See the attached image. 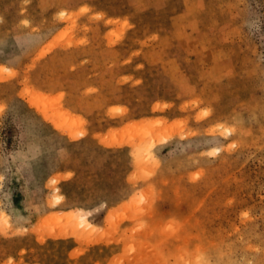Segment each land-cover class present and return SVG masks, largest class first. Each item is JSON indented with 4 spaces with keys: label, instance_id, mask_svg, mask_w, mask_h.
Returning <instances> with one entry per match:
<instances>
[{
    "label": "rangeland",
    "instance_id": "1",
    "mask_svg": "<svg viewBox=\"0 0 264 264\" xmlns=\"http://www.w3.org/2000/svg\"><path fill=\"white\" fill-rule=\"evenodd\" d=\"M0 67V264H264V0H0Z\"/></svg>",
    "mask_w": 264,
    "mask_h": 264
},
{
    "label": "bare ground",
    "instance_id": "2",
    "mask_svg": "<svg viewBox=\"0 0 264 264\" xmlns=\"http://www.w3.org/2000/svg\"><path fill=\"white\" fill-rule=\"evenodd\" d=\"M2 69H4V70H7L8 68H5V67H0V70H2ZM10 76H12V75H9V77ZM8 79V78H7ZM5 79H2V77H0V81H4ZM37 92H31V91H28V92H26V93H23V97H25L24 95H29L30 96V99H27L28 100V102L31 104V105H35V104H40V101L41 100H43V98H44V95L42 96V95H40V93H38V94H36ZM41 103L43 104V102L41 101ZM46 106V105H45ZM43 109H45V107L43 108ZM41 111V110H40ZM110 114V113H109ZM59 118V117H58ZM57 118V119H58ZM61 118V117H60ZM49 120L50 121H52V119L51 118H49ZM57 128L62 132V133H66V132H64V130L62 129V126H61V124H57ZM81 136H83L81 133L80 134H71L70 135V139H72V140H76L78 137H81ZM116 140V139H115ZM163 141H166V138L165 139H163ZM105 142V141H104ZM159 142V141H158ZM107 143V142H106ZM156 143V142H155ZM104 144V143H103ZM125 144H128V143H126V142H124V141H117L116 140V142H111V143H109V144H104V145H106V146H109V147H111V146H115V147H120V146H122V145H125ZM152 146H153V144H151V145H149L147 148H146V151L144 152V155L145 156H149V150L152 148ZM144 151V150H143ZM218 150L216 149L215 150V152H217ZM57 182H58V178H56L55 179V181H54V185H56L57 184ZM61 200H62V196H60V195H57V196H55L54 197V206L55 205H57V204H59L60 202H61ZM62 215V214H61ZM64 218V217H63ZM65 218H66V220H68V219H71V221L73 220V221H75L76 220V224H77V226H79V227H91V225L88 223V221H87V219H86V216L82 213V211L81 210H76V211H72V212H69V213H67V214H65ZM68 221H70V220H68ZM72 221V222H73ZM92 228V227H91ZM59 236V235H58ZM60 236H64L63 234L61 235L60 234Z\"/></svg>",
    "mask_w": 264,
    "mask_h": 264
},
{
    "label": "crops",
    "instance_id": "3",
    "mask_svg": "<svg viewBox=\"0 0 264 264\" xmlns=\"http://www.w3.org/2000/svg\"><path fill=\"white\" fill-rule=\"evenodd\" d=\"M99 257H102V253H100L99 250L87 249L83 256L84 260L79 261V259H77L75 261H71V264H90L92 259Z\"/></svg>",
    "mask_w": 264,
    "mask_h": 264
}]
</instances>
